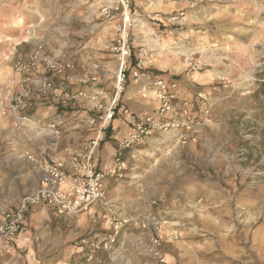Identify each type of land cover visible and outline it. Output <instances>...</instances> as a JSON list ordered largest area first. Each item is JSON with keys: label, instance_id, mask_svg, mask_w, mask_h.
Listing matches in <instances>:
<instances>
[{"label": "rangeland", "instance_id": "374dc122", "mask_svg": "<svg viewBox=\"0 0 264 264\" xmlns=\"http://www.w3.org/2000/svg\"><path fill=\"white\" fill-rule=\"evenodd\" d=\"M131 1L133 64L142 58L151 71L164 57L179 63L181 69L170 75L180 84L186 82L181 96L197 99L202 93L199 99L211 113L196 141H164L154 135L127 150L124 177L107 180L108 199L120 201L122 209L114 207L124 216L135 214L140 204L151 207L153 199L157 203L152 208L167 210L172 223L180 225L179 238L163 241L169 264H264V0ZM99 5L86 12L92 19L86 26L91 28L88 51L70 56L76 59L75 69L83 67L81 84L62 85L99 93L108 101L120 69L112 42L122 16L105 17ZM107 20L114 21L110 29ZM74 28L82 33L81 25ZM48 40L57 47V0H0V100L15 88L16 56ZM158 66L154 69L169 73ZM86 77L90 79L83 81ZM130 87L148 99L129 79L121 104ZM82 102L81 113L90 118L95 132L100 112L92 101ZM49 122L33 126L48 131ZM10 160L6 153L0 155V211L16 205L36 188L38 179L32 165L26 169L14 160L13 167ZM48 213L26 224L27 244L10 253L13 261L9 258L8 264H57V226L69 230L78 217ZM102 218L107 231L99 236L112 231L104 211ZM79 232L85 260L77 264H152V258L130 241L142 234L135 227L118 230L121 251L114 257L107 252L99 262L98 253L87 259L81 242L93 236L91 230L80 224Z\"/></svg>", "mask_w": 264, "mask_h": 264}, {"label": "built area", "instance_id": "2783aa9c", "mask_svg": "<svg viewBox=\"0 0 264 264\" xmlns=\"http://www.w3.org/2000/svg\"><path fill=\"white\" fill-rule=\"evenodd\" d=\"M132 11L131 0H104L100 14L105 17L121 15L115 28L112 49L120 61L117 81L110 100L100 97L99 93L71 90L57 82L58 77L75 69L74 60L67 54L50 55L43 43L20 53L13 62L17 75L15 88L0 100V115L12 116L17 122L32 121L25 111L42 99L66 104L81 99L94 103L100 112L99 126L93 137L87 139L81 150L70 154L69 163L51 153L49 145L37 153L26 152L25 158L38 173L39 186L25 193L14 206L0 211V264L5 254L15 250L21 231L24 229L27 213L36 206H48L60 216L76 217L98 204L106 213L112 231L103 235H88L81 239L87 259L92 260L99 251H106L114 257L123 242L117 233L126 227H135L144 236V252L152 258V264H165L163 241L179 238V231L172 221L153 210L137 211L124 216L117 211L108 199L107 180L109 177L122 178L125 175V153L148 137L160 135L164 141L175 140L181 143L196 141L203 123L208 119L211 108L206 102L180 94L179 81L151 73L146 61L138 58L133 64L129 15ZM41 74L36 77V72ZM86 77L83 81H88ZM92 79H95L92 77ZM129 79L138 85L143 98L153 96L156 104L135 115L127 133L119 139L114 151L99 168L95 156L101 142L106 138V128L117 113H129L121 104L122 93ZM151 93V94H150ZM56 140L61 132L56 123H49ZM55 144V143H54ZM52 144V145H54ZM56 146V145H54ZM156 199L151 205L156 204Z\"/></svg>", "mask_w": 264, "mask_h": 264}, {"label": "crops", "instance_id": "0c3cea01", "mask_svg": "<svg viewBox=\"0 0 264 264\" xmlns=\"http://www.w3.org/2000/svg\"><path fill=\"white\" fill-rule=\"evenodd\" d=\"M99 2V6H101L104 3V0H57V47L54 46V44L49 40V42L40 41L38 43H43L46 45L48 44L47 48L50 55L58 56L64 53L73 57L78 55L79 57L85 54L86 51H88V47H86L88 46L87 35L90 34L91 29H88L87 27H89L88 24L92 23V19H88L86 12L89 8H95ZM146 4L148 3L146 2ZM80 9L87 10L83 12ZM113 23L114 21L107 20V28L110 29ZM75 25H81L82 33H76L77 30L74 28ZM68 40L70 41L68 42ZM73 60L76 61V59ZM157 64H159V66ZM157 64L152 67L150 72L161 74L166 78H174V75L170 74H175L181 69L179 63L175 65L174 61H168L166 57L161 58ZM155 66H158L157 68L161 69L162 71L167 70L169 73L158 71L157 69H154L156 68ZM82 68V65H80L77 69L68 71L64 76L58 77L57 82L59 84H66L71 87L74 85H79ZM39 74H41L40 70L36 72V77H38ZM185 84H180L179 82L180 92L183 95L186 94ZM201 97H203L202 93H200L199 96H195V98H197L199 101L202 100L199 99ZM155 104L156 101L152 95L145 100L140 98V96L132 87L128 89L123 98L122 105L129 109V113H117V115L106 128V140L95 156L97 167L100 168L108 156L114 151L119 139H121L127 133L128 127L134 120L135 115L144 109L154 107ZM82 106L84 105L81 99L71 101L68 104H56L52 100L42 99L32 104V106L25 111V114L28 115L32 121H24L21 123L17 122V120L12 116L0 117V155L6 153L7 157L11 158L10 162L12 163L11 165L13 167L15 166L14 160H16L20 161L21 165L28 169L32 164L25 158V153H37L42 147L49 145L51 148H53V150H51L53 155L69 163L70 154L80 151L84 142L90 137H93L95 134L93 130L94 127L90 122V118L85 116L84 113H81L82 111L80 107ZM56 110L57 114L54 115L53 111ZM36 121L38 123L46 121H50L49 123H56L61 132V138L56 140L54 133L50 129L48 131H41L37 129V127L33 126L34 122L36 123ZM44 136L47 137L44 138ZM0 167H3L2 163H0ZM23 176L27 175L25 174ZM38 186L39 178L35 181L34 187L37 188ZM36 188L32 189L31 191H34ZM111 203L117 209H122V204L120 201L117 202L118 204H115L114 202ZM143 205L144 204H140L137 206V208H139L137 211L144 212L153 210L160 215H164L166 217L169 216V213H167L165 208L154 209L152 206L149 207L148 205ZM48 212H51L57 217H61L50 207L41 205L32 208L27 213L24 229L20 233L21 242L16 244L14 251L19 248H23L27 244L29 234L27 230L25 231L26 224H29L30 220L33 222L34 219L40 216H45L46 218L49 214ZM77 217L78 218L76 219L77 221L75 225H71L67 222L63 223L65 226L71 225L69 230L67 228L65 230L62 229L61 226H57V264H77L79 259L83 258L85 260V253L82 251L83 247L79 241L80 224H84V226L87 225V228L88 230H91L92 235L98 236L99 234H103L105 231H107L104 218H102L103 210L98 204L93 205L89 210L77 215ZM173 224V227L178 230L180 225L174 221ZM67 231L69 235L68 239L65 238ZM140 237V235H136V237L130 241L132 242V245L134 244L135 246L139 247V249L144 250V243H146L148 239L141 240ZM164 254V263L169 264L170 259H167L169 257V253L166 249H164ZM9 255L5 254L3 258V264H8L10 262L9 258H11L13 261V258L11 257L12 254L9 253ZM98 255L101 260L97 259V262L102 261L103 258H106L108 254L106 251H99Z\"/></svg>", "mask_w": 264, "mask_h": 264}]
</instances>
